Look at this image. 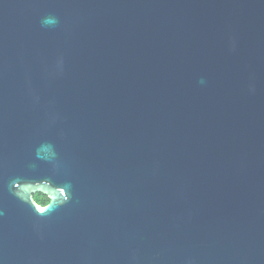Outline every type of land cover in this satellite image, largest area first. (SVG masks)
Wrapping results in <instances>:
<instances>
[{
	"label": "water",
	"instance_id": "water-1",
	"mask_svg": "<svg viewBox=\"0 0 264 264\" xmlns=\"http://www.w3.org/2000/svg\"><path fill=\"white\" fill-rule=\"evenodd\" d=\"M0 210V264H264V0H0Z\"/></svg>",
	"mask_w": 264,
	"mask_h": 264
},
{
	"label": "clouds",
	"instance_id": "clouds-1",
	"mask_svg": "<svg viewBox=\"0 0 264 264\" xmlns=\"http://www.w3.org/2000/svg\"><path fill=\"white\" fill-rule=\"evenodd\" d=\"M58 21L54 16H48L45 17L44 20L42 21V24L44 26H49V25H57ZM234 47V45H233ZM201 83H204L203 80H201ZM57 156V152H56V148L55 145L47 142L43 145H41L40 148L37 149V157L38 158H47L50 161H53L55 159V157ZM13 195L20 200L23 203H27L29 201L28 199V195H27V188H23V187H16L15 185H13L11 187ZM64 202H66L65 200H58V201H53L50 205L49 204H45L44 206H41L37 203H35V199L32 200V205L35 204V209L36 212L38 214H44L46 211L50 210V209H55L60 207ZM3 210H0V216H3Z\"/></svg>",
	"mask_w": 264,
	"mask_h": 264
},
{
	"label": "trees",
	"instance_id": "trees-1",
	"mask_svg": "<svg viewBox=\"0 0 264 264\" xmlns=\"http://www.w3.org/2000/svg\"><path fill=\"white\" fill-rule=\"evenodd\" d=\"M33 195L34 199L41 205H44L49 202V197L45 193L35 192Z\"/></svg>",
	"mask_w": 264,
	"mask_h": 264
}]
</instances>
